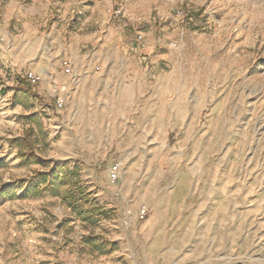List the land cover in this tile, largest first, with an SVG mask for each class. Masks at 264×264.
Instances as JSON below:
<instances>
[{
    "label": "rangeland",
    "instance_id": "374dc122",
    "mask_svg": "<svg viewBox=\"0 0 264 264\" xmlns=\"http://www.w3.org/2000/svg\"><path fill=\"white\" fill-rule=\"evenodd\" d=\"M0 264H264V0H0Z\"/></svg>",
    "mask_w": 264,
    "mask_h": 264
},
{
    "label": "trees",
    "instance_id": "16d2710c",
    "mask_svg": "<svg viewBox=\"0 0 264 264\" xmlns=\"http://www.w3.org/2000/svg\"><path fill=\"white\" fill-rule=\"evenodd\" d=\"M18 79L22 83L23 86L27 87L29 92H32L29 84L21 79L18 76ZM35 98L41 99V96L38 94L34 95ZM29 141L26 138L22 139H11L10 144L12 146H16L19 149V156L26 162L33 161L34 164H41V160L37 158L36 154L32 151L31 148L26 150L27 144ZM61 172H58L57 169H51L50 171L37 172V176L40 178V182L37 185H42L41 189L38 190L37 195L40 196L43 192L52 191L58 185L62 186H71V189L68 191L67 200L70 202V206L73 210L80 213V216L84 221H90L93 217L99 216L98 220L105 219L106 216L105 211L99 205V203H95L90 200V195L87 194V190L83 189L80 185V176L81 172L79 169L69 170L66 168H60ZM77 179V180H76ZM9 191V189H6ZM93 241H90V244Z\"/></svg>",
    "mask_w": 264,
    "mask_h": 264
},
{
    "label": "built area",
    "instance_id": "2783aa9c",
    "mask_svg": "<svg viewBox=\"0 0 264 264\" xmlns=\"http://www.w3.org/2000/svg\"><path fill=\"white\" fill-rule=\"evenodd\" d=\"M124 14L123 8H118L116 9V11L113 12V16L115 18H121ZM138 40H142V36L138 35L137 36ZM65 67H66V72L67 73H71V64L69 63H65ZM27 79L30 80L31 82H35V75L34 73H30L27 75ZM122 165H116V167H114V170L111 172V179L113 180V182H117L120 179V171H121ZM147 216L146 211H140L137 213L136 218L137 220H145Z\"/></svg>",
    "mask_w": 264,
    "mask_h": 264
},
{
    "label": "crops",
    "instance_id": "0c3cea01",
    "mask_svg": "<svg viewBox=\"0 0 264 264\" xmlns=\"http://www.w3.org/2000/svg\"><path fill=\"white\" fill-rule=\"evenodd\" d=\"M89 40H92V39H89ZM113 41H114V39H113ZM36 44H37V43H34V46H36ZM20 61H22V60L20 59ZM6 62L9 63L8 60H6ZM15 64H16V63H12V65H14V66H19L21 63L19 62L18 65H15ZM137 78H138V76H137ZM137 78H136V79H137ZM59 80H62V79L60 78ZM40 96H41V95H40ZM127 96H128V97H127ZM127 96H126V97H127L129 103H131V101H132L133 99L136 98V94H133V92H131L130 90H129V93H128ZM125 99H126V98H125ZM131 99H132V100H131Z\"/></svg>",
    "mask_w": 264,
    "mask_h": 264
}]
</instances>
